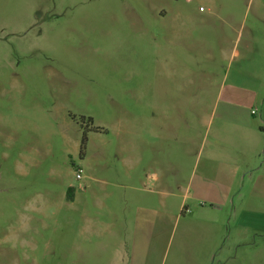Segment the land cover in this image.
<instances>
[{"label":"rangeland","instance_id":"374dc122","mask_svg":"<svg viewBox=\"0 0 264 264\" xmlns=\"http://www.w3.org/2000/svg\"><path fill=\"white\" fill-rule=\"evenodd\" d=\"M161 13L164 19L158 18ZM168 30L198 35L196 45L190 38L183 59L202 64L210 76L206 85L217 93L229 92L236 81L264 97L261 78L252 79L253 71L260 73L264 0H0V264L92 263L54 256L51 226L38 228V235L37 229L24 231L18 217L22 199L10 202L9 191L27 190L43 200L61 181L51 175L79 182L75 171L92 144L107 148L110 172L116 171L120 127L147 126L148 120V101L142 96L148 94L150 49L138 37ZM220 102L216 94L207 96L198 144L223 142L236 130L221 118ZM262 103L253 102L256 113L250 119L262 131L261 159L252 179L249 172L237 178L221 208L214 253L206 256L194 237L182 235L185 217L174 224L161 264H264V193H250L253 181L264 175ZM193 163L200 166L197 156ZM20 172L29 177H18ZM259 202L262 215L245 212ZM36 239L39 244H32Z\"/></svg>","mask_w":264,"mask_h":264},{"label":"crops","instance_id":"0c3cea01","mask_svg":"<svg viewBox=\"0 0 264 264\" xmlns=\"http://www.w3.org/2000/svg\"><path fill=\"white\" fill-rule=\"evenodd\" d=\"M158 18L165 15L158 14ZM132 27H136L134 22ZM196 35L168 30L138 37L150 49L148 94L142 96L148 101L147 126L133 122L132 129L120 127L115 172H110L107 148L90 144L79 182L51 175L61 181L43 200L30 197L27 190L9 191L10 202L22 199L18 217L24 231L37 229L38 235V228L51 226L54 256L91 264H161L174 224L185 217L188 221L181 224L182 235L194 237L206 256L214 253L221 208L235 191L237 178L249 172L252 179L251 171L261 159L262 131L250 119L256 113L253 102L262 103L264 97L257 88L243 89L236 81L225 94L206 85L210 76L204 66L183 59V52L189 53L190 38L194 45L199 43ZM260 42V64L256 66L260 73L253 71L252 79L261 78L264 89V34ZM243 90L246 95L239 92ZM215 94L221 101L217 106L221 118L237 128L228 140L206 147L197 139L205 101ZM127 134L131 140H124ZM178 137L180 141H173ZM194 155L200 166L194 165ZM17 176L28 178L29 174ZM253 182L251 195L263 194L264 175ZM258 205L253 209L251 204L245 212L262 215V203ZM32 244L38 245V239Z\"/></svg>","mask_w":264,"mask_h":264},{"label":"trees","instance_id":"16d2710c","mask_svg":"<svg viewBox=\"0 0 264 264\" xmlns=\"http://www.w3.org/2000/svg\"><path fill=\"white\" fill-rule=\"evenodd\" d=\"M90 121V119H89ZM94 130L98 131L99 128H94ZM85 143H86V136L85 133L82 134L81 142H80V155L83 156L84 149H85Z\"/></svg>","mask_w":264,"mask_h":264},{"label":"built area","instance_id":"2783aa9c","mask_svg":"<svg viewBox=\"0 0 264 264\" xmlns=\"http://www.w3.org/2000/svg\"><path fill=\"white\" fill-rule=\"evenodd\" d=\"M254 111H252V113H253ZM75 177L77 178V179H79L80 177H81V169L80 168H77V170L75 171Z\"/></svg>","mask_w":264,"mask_h":264}]
</instances>
